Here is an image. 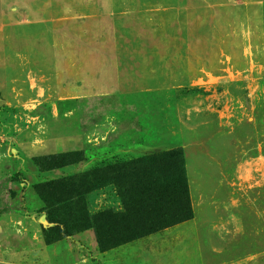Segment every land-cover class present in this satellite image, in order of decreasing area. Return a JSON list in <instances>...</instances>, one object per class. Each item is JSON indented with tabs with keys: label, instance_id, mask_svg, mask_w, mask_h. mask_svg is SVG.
<instances>
[{
	"label": "rangeland",
	"instance_id": "374dc122",
	"mask_svg": "<svg viewBox=\"0 0 264 264\" xmlns=\"http://www.w3.org/2000/svg\"><path fill=\"white\" fill-rule=\"evenodd\" d=\"M24 1L0 0V25L35 1L45 18L98 10ZM205 4L133 21L151 43L140 93L0 102V213L42 226L53 264H264V0Z\"/></svg>",
	"mask_w": 264,
	"mask_h": 264
},
{
	"label": "crops",
	"instance_id": "0c3cea01",
	"mask_svg": "<svg viewBox=\"0 0 264 264\" xmlns=\"http://www.w3.org/2000/svg\"><path fill=\"white\" fill-rule=\"evenodd\" d=\"M206 1L200 0L202 5L173 6L161 0L146 3L142 0H111L110 5L107 0L96 3L86 0L87 4H95L98 10L90 9L81 16L58 15L60 17L54 18H45L40 13V4L35 1L29 13H13L9 22L0 25L3 28L0 29V41L5 40L0 44V102L33 108L40 107L49 98L140 93L142 78L148 81V62L142 57L141 50L151 48V43L133 21L202 16L189 12L203 10ZM12 10L16 11L17 7L13 6ZM17 25H39L40 28L12 29V34L5 32L6 27ZM144 32L147 34V29ZM260 150V156L264 157L262 143ZM257 159L256 154L247 162L254 163ZM193 171L197 173L195 165ZM194 182L192 188L190 183L189 186L196 192ZM196 200L200 208L201 201L198 200L202 199ZM192 201L195 209V200ZM13 222L23 221L0 213V264H53L52 247L45 240L43 227L31 221L22 227L17 223L11 226Z\"/></svg>",
	"mask_w": 264,
	"mask_h": 264
},
{
	"label": "trees",
	"instance_id": "16d2710c",
	"mask_svg": "<svg viewBox=\"0 0 264 264\" xmlns=\"http://www.w3.org/2000/svg\"><path fill=\"white\" fill-rule=\"evenodd\" d=\"M186 183H187V188H188V192H189V184H188V179L186 180ZM108 211H112V210H108ZM193 218V210H192V214L189 218L187 219H192ZM170 226L169 223H166V224H158V225H151V227H148V226H143L142 228H140L138 231H135V228L138 229L135 225L131 228V231L133 233L132 236H129L125 239V241H123L122 243H119V244H126L128 243L129 241H133L134 239L136 238H140V237H143V236H146L148 234H151L159 229H162V228H166ZM134 231V232H133ZM132 238V239H131ZM118 244V245H119Z\"/></svg>",
	"mask_w": 264,
	"mask_h": 264
}]
</instances>
